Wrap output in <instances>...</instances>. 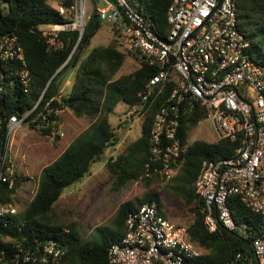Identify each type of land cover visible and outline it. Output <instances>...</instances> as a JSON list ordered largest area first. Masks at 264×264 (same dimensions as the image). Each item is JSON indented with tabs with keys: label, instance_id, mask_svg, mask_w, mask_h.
<instances>
[{
	"label": "built area",
	"instance_id": "obj_1",
	"mask_svg": "<svg viewBox=\"0 0 264 264\" xmlns=\"http://www.w3.org/2000/svg\"><path fill=\"white\" fill-rule=\"evenodd\" d=\"M69 8L75 9L73 21L40 27L50 52L62 46L57 40L61 31L76 26L83 30V0ZM93 10L111 24L126 54L157 69L145 83L140 101L128 111L144 118L146 104L159 103L150 125L144 176L165 181L175 176L190 144L183 138L182 124L187 114L204 111L216 140L236 143L227 155L204 159L200 165L194 192L204 204V224L210 232L223 229L246 237L247 224L235 222L228 200L236 196L264 217V60L253 56L249 40L240 31L235 1L172 0L164 31L128 0H95ZM50 79L30 108L9 112L10 91L18 88L26 93L31 75L18 36L0 33V184L12 187L17 176L10 149L17 128L27 125L39 130L52 122V101L63 94L44 98ZM59 129L46 136H63ZM19 209L17 204L0 203V229L12 233L23 229L25 222L16 218ZM124 225L122 237L107 249V264H187L204 253L188 241L186 226L166 219L155 202L129 211ZM0 240L9 243L0 249V264L57 262L64 253L54 238L44 243L38 257L33 244L10 234L0 233ZM250 244L255 264H264V230ZM240 259L237 254L228 264H244L237 263Z\"/></svg>",
	"mask_w": 264,
	"mask_h": 264
},
{
	"label": "trees",
	"instance_id": "obj_2",
	"mask_svg": "<svg viewBox=\"0 0 264 264\" xmlns=\"http://www.w3.org/2000/svg\"><path fill=\"white\" fill-rule=\"evenodd\" d=\"M171 1L138 0V8L149 16L156 27L164 31L167 29L166 10ZM234 1L240 31L249 40L250 50L260 52L259 45L264 47V0ZM73 4L74 0L62 1L65 8ZM96 16L92 10L91 19L85 23L81 36L77 29L61 31L57 40L61 41L62 46L50 52L40 27L67 21L59 10L51 6L48 0H0V33L12 32L18 36L31 75L26 93L18 88L10 91L6 104L9 112L30 108L50 78L44 98L56 94L57 76L74 67L76 73L70 91L59 100L52 101L51 124L36 131L45 136L55 133V128L60 124L56 109L67 108L76 116L83 115L95 120L86 132L77 136L53 162L41 170L33 197L24 207H20L16 216L20 222H25L23 229L16 233L0 229L2 235L10 234L14 239L33 244L37 257L49 238H54L64 253L57 262L21 261L19 264H107V249L124 234L127 213L143 203L155 202L159 210L161 208L156 192H146L141 198L121 203L111 225L98 229L100 240L97 242L83 241L77 225L73 222H61L52 213V207L61 194L86 176L92 164L100 160L109 146H115L119 142L109 121V112L121 102L127 106L137 104L145 83L157 73L154 66L136 58V69L113 78L122 66L126 53L114 32L113 39L107 45L89 48L100 27V19ZM26 95L31 96L30 101ZM158 105L157 101L146 104L140 136L131 141L123 152L106 160L105 167L112 178L114 190L130 181L141 179L147 182L158 178L144 176V164L149 155L150 125ZM205 119L204 111L187 114L181 127L183 138H186L192 127ZM235 146L236 143L228 139L213 142L197 140L189 144L180 158L179 174L175 176L177 183L172 188L186 205L193 204L189 208L193 219L186 225L187 239L204 249L202 255L189 260L187 264H228L237 254L241 255L237 263L255 264L250 240L264 230V217L252 212L233 196L229 198L228 204L235 222L247 224L246 237L223 229L210 232L204 224L203 201L194 192V181L202 161L225 156ZM21 179L17 174L12 187H8L6 183L0 184V203L17 204ZM7 242L0 240V249L6 248L9 244Z\"/></svg>",
	"mask_w": 264,
	"mask_h": 264
},
{
	"label": "rangeland",
	"instance_id": "obj_3",
	"mask_svg": "<svg viewBox=\"0 0 264 264\" xmlns=\"http://www.w3.org/2000/svg\"><path fill=\"white\" fill-rule=\"evenodd\" d=\"M62 1L48 0V3L59 10L68 21H73L75 9L65 8ZM128 1L134 7L138 6V0ZM83 3L85 17L82 25L84 26L91 19L95 0H83ZM94 20L95 18L91 22L93 23ZM73 28L76 29L77 26ZM111 39H113L111 24L100 20V27L94 34L89 48L107 45ZM259 47L261 51H254L253 56L257 59H264V47L262 45ZM137 67L136 57L126 54L122 66L113 78L128 74ZM75 73L76 69L71 67L57 76L56 93L61 91V94L65 96L70 91ZM26 97L30 101L31 96L26 95ZM130 108L131 106L121 102L109 112L108 118L115 134L119 137V142L115 146H109L100 160L92 164L90 172L72 187L66 189L52 207V213L58 220L73 222L77 225L83 241H99L98 229L111 225L119 205L128 200L141 198L146 192H156L159 195L160 210L170 222L183 226H188L192 222L193 214L189 208L193 204L186 205L172 188L176 186L175 176L179 174V168L174 179L165 181L157 178L147 182L140 179L127 182L119 189H113L112 178L105 167L106 160L110 156L123 152L126 146L141 134L142 118H139L138 113L129 114ZM58 115L60 116V127L55 128V131L60 128L59 130L63 132L61 137H47L27 125L17 128L12 136L10 149L15 156L16 172L22 177L21 187L17 192V205L20 207H24L33 197L43 167L53 162L77 136L86 132L95 121L83 115L76 116L67 108L61 110ZM216 138L210 120L205 119L188 131L186 141L189 143L197 140L213 142L217 141Z\"/></svg>",
	"mask_w": 264,
	"mask_h": 264
},
{
	"label": "water",
	"instance_id": "obj_4",
	"mask_svg": "<svg viewBox=\"0 0 264 264\" xmlns=\"http://www.w3.org/2000/svg\"><path fill=\"white\" fill-rule=\"evenodd\" d=\"M82 32H83V30L80 32V36H81Z\"/></svg>",
	"mask_w": 264,
	"mask_h": 264
}]
</instances>
